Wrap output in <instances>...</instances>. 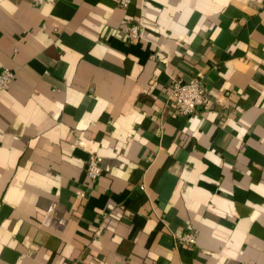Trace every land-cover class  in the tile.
<instances>
[{
  "label": "crops",
  "instance_id": "0c3cea01",
  "mask_svg": "<svg viewBox=\"0 0 264 264\" xmlns=\"http://www.w3.org/2000/svg\"><path fill=\"white\" fill-rule=\"evenodd\" d=\"M5 68L0 264H264V0H0Z\"/></svg>",
  "mask_w": 264,
  "mask_h": 264
},
{
  "label": "built area",
  "instance_id": "2783aa9c",
  "mask_svg": "<svg viewBox=\"0 0 264 264\" xmlns=\"http://www.w3.org/2000/svg\"><path fill=\"white\" fill-rule=\"evenodd\" d=\"M116 3L119 7L127 9L132 4V0H116ZM125 34L131 40L138 41L144 37L145 27L140 23L133 24L126 28ZM15 79L16 74L13 70L5 68L0 71V91L8 89ZM170 86L169 101L174 117L190 118L196 114L199 107H205L211 101V94L204 85L203 76L190 81L175 78L172 79ZM86 172L89 181L95 183L102 175V158L96 154L91 155L88 159ZM76 197L81 200L86 198V194L83 191H78ZM177 242L180 245H197V230L192 225H188L186 232L177 239Z\"/></svg>",
  "mask_w": 264,
  "mask_h": 264
}]
</instances>
